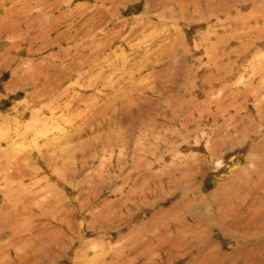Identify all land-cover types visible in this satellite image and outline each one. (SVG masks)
Returning a JSON list of instances; mask_svg holds the SVG:
<instances>
[{"label":"rangeland","instance_id":"1","mask_svg":"<svg viewBox=\"0 0 264 264\" xmlns=\"http://www.w3.org/2000/svg\"><path fill=\"white\" fill-rule=\"evenodd\" d=\"M0 264H264V0H0Z\"/></svg>","mask_w":264,"mask_h":264}]
</instances>
